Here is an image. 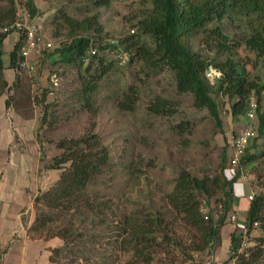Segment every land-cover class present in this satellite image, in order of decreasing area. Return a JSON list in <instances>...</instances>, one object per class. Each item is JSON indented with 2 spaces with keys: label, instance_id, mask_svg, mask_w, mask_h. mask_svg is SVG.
Wrapping results in <instances>:
<instances>
[{
  "label": "rangeland",
  "instance_id": "obj_1",
  "mask_svg": "<svg viewBox=\"0 0 264 264\" xmlns=\"http://www.w3.org/2000/svg\"><path fill=\"white\" fill-rule=\"evenodd\" d=\"M26 1L17 0L18 7L26 8ZM95 1L34 0L43 15L44 39L52 40L50 36L53 37L54 47L47 55L42 53V58L36 57L34 61L30 58L35 69L32 73L24 70L20 79H14L16 84L10 93L15 103H20V98L26 103L30 102V94L38 97L41 96L43 88L53 89L49 92V100L56 104L51 107L49 123L41 126L39 122L38 128L44 169L49 170L45 167L49 162L47 159L60 152L57 143L63 138H77L88 132L95 133L100 135L110 153L109 166L88 189V198L93 205L105 202L110 206L104 208L103 214H83L90 208L81 209L86 217L82 221L75 209H50L56 220L46 226L43 237L67 228L71 229L68 231L72 232V236L79 231L84 236L83 243H71L67 247V250L79 249L80 252L76 255L69 251L58 253L54 255L55 262L52 264H146L135 261L132 255L125 253V248L120 247L121 237H124L122 228L126 226L128 229L126 222L122 223L120 219L123 215H127L130 220L135 213L157 211L165 212L163 214L167 215V228L176 235L182 246H169L170 249L152 246V264H215L216 259H228L233 253L230 249L231 233L235 230L240 233L245 229L243 226L248 205L247 195L251 192L258 193L264 183V136L258 139L255 161L247 164L242 174L249 186L247 195L242 182L235 184L237 199L234 205L242 201L237 208L238 219L228 222L220 229L221 242L215 246L212 253L209 248L203 251L195 246L190 247L194 230L188 228L180 220V216L171 218V206L167 196L174 190L182 170H187L195 176L213 173L221 162L224 147L227 148L230 160L234 137L245 126H252L257 130V119L249 121L244 115L233 118L229 111L231 102L223 97L218 98L221 104L222 127L217 126L206 109L199 110L194 106L192 94L177 91L172 71L165 68L150 72L149 69H142L139 64H128L130 52H117L125 50L122 46L115 51L109 48L99 51V56L105 59L107 71L101 73V68H98L97 74H100L101 78L92 96V107H82L84 99L79 97V90L83 80L88 77L82 79L80 75H84L83 72L78 74L79 70L76 68L59 63L57 56H48L64 39V36H53L54 26L50 22L52 16L61 10L77 18L84 15L86 10L91 14L97 13L104 28L103 37L106 43L116 42L134 32L132 29L135 27L132 24L137 19L131 18L140 15L145 8L143 0H109L104 5L94 4ZM246 18L238 15L233 20L227 18L219 23L225 33L230 35L233 41L231 43L238 41L247 31ZM214 26L215 23H212V27ZM202 36L201 31L192 36V46L204 57L211 59L214 57V51L204 45ZM235 52L237 54L234 57L240 61V69H244L250 76L264 78L263 59H257L255 64V54L250 52L245 44L237 46ZM214 75L212 70L207 71V76L212 82H215L212 79ZM53 79L60 83L58 88L53 84ZM133 85L139 92L135 108L122 109L118 102ZM157 99L168 100L172 113L157 115L150 112L148 106ZM38 109L41 114L39 106ZM181 122H185L187 127L185 131L179 132L175 128H178ZM231 174L233 173L229 170L228 175ZM259 174L262 177L258 178ZM36 207L46 210L43 206ZM217 210L218 207H215L214 216L217 215ZM116 230H120V237L117 236L119 234ZM259 234L260 231L255 227L251 234L245 232L242 243L245 245V255H248V249L254 245V239ZM259 261L261 263L256 264H264V256Z\"/></svg>",
  "mask_w": 264,
  "mask_h": 264
},
{
  "label": "trees",
  "instance_id": "obj_2",
  "mask_svg": "<svg viewBox=\"0 0 264 264\" xmlns=\"http://www.w3.org/2000/svg\"><path fill=\"white\" fill-rule=\"evenodd\" d=\"M108 1L96 0L94 4L104 5ZM143 1L145 8L140 15L131 18L137 19L132 24L135 27L132 29L134 32L119 39L117 43L115 41L104 43V28L97 13L91 14L86 10L80 18L68 14L65 10L54 13L50 21L54 26L53 36L56 38L64 36V39L48 56H57L59 63L76 68L79 70L78 74L83 72L84 75H80L82 79L88 77L83 80L79 90V97L84 99L82 107H92V96L101 78V75L97 74L98 68H101V73L107 71L105 59L99 56V51L107 48L115 51L120 46L131 54L128 64H139L142 69H149L150 72L165 68L172 71L177 91L192 94L194 106L199 110L206 109L219 127H222V119L218 98H228L231 102L229 111L233 118L244 114L252 97L256 99L257 107L252 121L257 119L258 124L257 130L252 128L257 132V136L245 149L238 162L235 165L231 163L227 148L224 147L221 162L213 173L195 176L187 170H182L177 177L174 190L167 196L171 206L169 209L171 218L176 219L180 216V220L194 230L190 247L195 246L203 251L209 248L212 253L215 246L221 242L220 229L230 222L231 215H238L234 207L236 199L234 185L242 180L247 164L255 161L258 139L264 136V78L250 76L244 69H240V61L234 57L237 54L235 52L237 46L245 44V47L255 54V64L257 59L264 61V0ZM25 6L33 15L41 12L34 0H27ZM17 8V0H0V26H6L15 20ZM79 10L82 12L81 8ZM238 15L247 17L245 22L247 31L238 41L231 43L233 41L230 35L225 33L219 23L227 18L233 20ZM212 23H215L214 27ZM200 31L203 33L204 45L214 51V57L211 59L204 57L192 46V36ZM6 37V33L0 32V96L9 92L16 84V81L12 84L8 81L5 74L7 68L15 71L17 80L24 71L21 41L8 53V65L4 64L3 42ZM93 49L97 51L92 54L90 51ZM48 51L50 49L42 52L47 55ZM209 70L219 73L214 75L215 82L207 76ZM52 90L51 87H45L41 91V96H32L42 112L41 126L49 123L48 118L54 104V101L49 100V92ZM138 95V88L133 85L125 91L118 105L122 109L133 110ZM148 110L157 115L172 113L170 102L165 99L151 102ZM186 127L187 124L181 122L175 129L181 132L185 131ZM57 148L60 152L48 158L49 162L45 167L60 170V178L50 190L41 193L36 199V206H43L46 210L36 207L33 228L43 232L49 223L56 220L50 209H75L84 221L86 217L83 214L92 212L103 214L104 208L110 207L105 202L93 205L88 198L89 187L96 183L97 178L110 164L109 149L100 135L88 132L77 138H63L57 143ZM262 154L264 155V149ZM229 170L233 173L231 176L228 175ZM260 177L262 176L259 174L258 178ZM204 206L208 208L207 213L202 211ZM215 207H218L216 216L213 214ZM86 208L90 210L82 214L80 210ZM163 213L165 212H138L133 214L130 220L127 215L120 219L122 223L126 222L128 227L122 228L124 237H121L120 247L125 248V253L132 255L135 261L152 264L154 258L152 246H164L165 249L182 246L176 235L169 232L165 221L167 215ZM254 227L260 234L254 239V245L248 249V255L243 254L238 258V264L261 263L259 260L264 256V183L253 199L248 200L243 226L245 229L240 233L236 230L231 233L230 249L233 253L230 255L239 250L245 232L251 234ZM68 230L71 229L59 230L51 236L45 235L46 238L59 237L62 240L61 245L52 248L50 264L55 262L54 255L58 253L69 251L76 255L80 252L79 249L67 250V247L71 243L73 245L83 243L84 236L81 231L72 236V232ZM116 231L120 237L122 235L120 230Z\"/></svg>",
  "mask_w": 264,
  "mask_h": 264
},
{
  "label": "crops",
  "instance_id": "obj_3",
  "mask_svg": "<svg viewBox=\"0 0 264 264\" xmlns=\"http://www.w3.org/2000/svg\"><path fill=\"white\" fill-rule=\"evenodd\" d=\"M19 39L18 33L4 39L5 65ZM5 74L12 84L15 71L7 68ZM11 91L0 96V264H50L52 248L62 241L59 237H43L44 232L33 227L36 199L59 180L60 170H46L42 165L44 157L38 137L41 114L32 95L30 102L24 103L20 98V103H15ZM239 182L244 184L247 195L249 186L244 179ZM241 203L234 206L236 211Z\"/></svg>",
  "mask_w": 264,
  "mask_h": 264
},
{
  "label": "built area",
  "instance_id": "obj_4",
  "mask_svg": "<svg viewBox=\"0 0 264 264\" xmlns=\"http://www.w3.org/2000/svg\"><path fill=\"white\" fill-rule=\"evenodd\" d=\"M43 15L40 13L32 14L26 8L18 7L16 12L15 20L6 26H0V32H4L7 35L12 33H18L21 35L19 41L22 42L21 47V57H23L22 67L24 70H28L30 73L35 69L34 63L30 61V58L36 59L39 57L44 50H51L54 47L53 41L54 38L50 36V39H44V27L42 22ZM97 50L93 49L90 52L93 54ZM120 54L124 53L123 51H117ZM127 57V56H126ZM126 59V58H125ZM32 60V61H34ZM215 75H218V72L212 71ZM214 79V76L213 78ZM54 85L58 86L57 80L53 79ZM257 107V101L254 97H252L245 109L244 116L247 120L252 121L255 117V111ZM257 136V132L252 128V126L243 127L238 135L234 137L232 144V156L231 163L235 165L240 156L244 153L245 149L252 143V141ZM244 179V175H242ZM254 193L251 192L247 195L248 200H252L254 197ZM204 213H207L208 208L204 206L202 208ZM238 219L236 214L230 216V222H235ZM245 245H241L239 250L230 255L227 260H217L215 264H238V258L244 254Z\"/></svg>",
  "mask_w": 264,
  "mask_h": 264
},
{
  "label": "clouds",
  "instance_id": "obj_5",
  "mask_svg": "<svg viewBox=\"0 0 264 264\" xmlns=\"http://www.w3.org/2000/svg\"><path fill=\"white\" fill-rule=\"evenodd\" d=\"M42 15V14H41ZM118 51H124V50H118ZM124 52H126V51H124ZM39 58H41V56L39 57ZM127 58V57H126ZM212 71H214V70H212Z\"/></svg>",
  "mask_w": 264,
  "mask_h": 264
}]
</instances>
